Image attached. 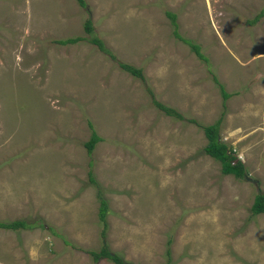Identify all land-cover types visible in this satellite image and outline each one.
<instances>
[{
  "label": "rangeland",
  "instance_id": "obj_1",
  "mask_svg": "<svg viewBox=\"0 0 264 264\" xmlns=\"http://www.w3.org/2000/svg\"><path fill=\"white\" fill-rule=\"evenodd\" d=\"M85 1L0 0V221L35 224L0 227V264H116L90 252L104 244L133 264H264V213L251 210L264 192V0ZM88 18L116 60L88 39L57 42L88 37ZM220 118L240 178L205 151L202 126Z\"/></svg>",
  "mask_w": 264,
  "mask_h": 264
},
{
  "label": "trees",
  "instance_id": "obj_2",
  "mask_svg": "<svg viewBox=\"0 0 264 264\" xmlns=\"http://www.w3.org/2000/svg\"><path fill=\"white\" fill-rule=\"evenodd\" d=\"M80 4L82 6H86V1L85 0H79ZM261 14V15H260ZM259 15H257L256 20L259 19L262 15L263 12H261ZM173 25H174V30L173 34L175 37L179 38L183 42L187 43L190 45L192 50L203 60L206 62L209 61L208 57L202 52L201 45L198 43H194L192 40L187 39L183 37L180 32H179V24L177 22V15L175 13H169ZM93 21L91 18H88L85 21V31L87 34H89L88 37H82V36H76V37H69L66 39H60L57 42L62 44V45H68V44H74L77 43L78 41H82L85 39H88L90 42H92L94 45H96L100 51L103 53H106L110 58L112 59H117V56L113 53V51L108 48L105 44V42L93 35ZM118 63L120 67L133 76L140 78V79H145L144 75V70L141 67H137L133 64L121 62L118 60ZM214 80L216 83L219 84L222 90V95L224 98V102L231 97V94L225 90L224 84L221 83L217 77H214ZM150 94L153 97L154 103L165 112V114L176 117V118H183V115L181 112H179L175 108H171L167 105H164L160 103L158 100H156L154 93L151 91ZM226 106V104H225ZM222 118H220L216 123L212 125H206L202 126L205 131V135L208 138V143L205 146V151L206 153L210 154L212 157H214L216 160L220 161L222 163V172L225 174H233L237 176L238 178L242 177L246 173V167L244 163L237 158V154L233 150V147L228 145L227 143L223 142L220 139V123H221ZM92 126V125H91ZM101 140V136L98 135L94 127H92V133H91V138L85 142V146L88 150L89 153H92L96 144ZM90 181L94 183L96 179L93 176V173L90 172ZM102 206L100 208V219L104 222L105 226L107 225L106 223V215L108 212V207H107V201L102 198L101 199ZM252 213L253 214H259V213H264V192H259L252 205ZM41 227L45 226V224L40 223ZM35 224L32 221H27L25 219H19V220H14V221H0V227L5 228V229H11V230H17V229H26L29 227H33ZM95 259H98L101 256L108 257L109 259H112L116 264H133L132 262L126 261L121 255L118 253H112L108 246L104 244L100 252L96 251H90ZM168 254H170V250H168ZM171 264V263H169Z\"/></svg>",
  "mask_w": 264,
  "mask_h": 264
},
{
  "label": "bare ground",
  "instance_id": "obj_3",
  "mask_svg": "<svg viewBox=\"0 0 264 264\" xmlns=\"http://www.w3.org/2000/svg\"><path fill=\"white\" fill-rule=\"evenodd\" d=\"M151 95V94H150ZM134 197V196H133ZM137 200V199H136ZM150 201V200H149ZM141 205V204H140Z\"/></svg>",
  "mask_w": 264,
  "mask_h": 264
}]
</instances>
